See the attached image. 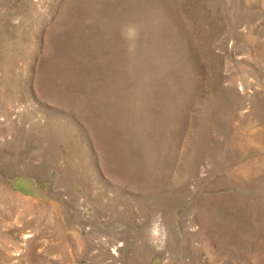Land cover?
<instances>
[{
    "label": "rangeland",
    "instance_id": "rangeland-1",
    "mask_svg": "<svg viewBox=\"0 0 264 264\" xmlns=\"http://www.w3.org/2000/svg\"><path fill=\"white\" fill-rule=\"evenodd\" d=\"M0 264H264V0H0Z\"/></svg>",
    "mask_w": 264,
    "mask_h": 264
}]
</instances>
